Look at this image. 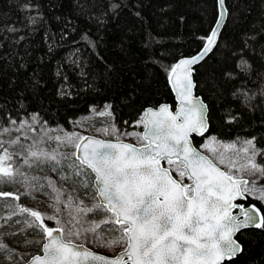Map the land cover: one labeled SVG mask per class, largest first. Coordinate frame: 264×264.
I'll list each match as a JSON object with an SVG mask.
<instances>
[{
	"label": "trees",
	"instance_id": "16d2710c",
	"mask_svg": "<svg viewBox=\"0 0 264 264\" xmlns=\"http://www.w3.org/2000/svg\"><path fill=\"white\" fill-rule=\"evenodd\" d=\"M225 4L218 43L193 72L205 137L250 138L264 165V0ZM218 15V0H0V126L36 117L70 131L108 107L119 134H141L147 108L175 107L171 68L202 49ZM237 239L243 252L224 264H264V226Z\"/></svg>",
	"mask_w": 264,
	"mask_h": 264
},
{
	"label": "snow or ice",
	"instance_id": "6c2138e0",
	"mask_svg": "<svg viewBox=\"0 0 264 264\" xmlns=\"http://www.w3.org/2000/svg\"><path fill=\"white\" fill-rule=\"evenodd\" d=\"M224 2L219 0L221 7ZM223 18L221 12L220 19ZM218 34L217 30L212 31L203 52L171 68L172 87L180 101L179 111L173 114L167 105L158 111L148 109L140 120L144 133H133L141 146L124 143L119 136L112 142L78 133L50 136L48 130H43L44 135L28 147L24 159L28 167L50 164L55 171L58 166L63 167V161L69 160L72 162L68 166L77 176L90 170L94 174V191L99 197V202L90 206H86L83 199L77 202L71 195L64 200V192L49 179L48 185L56 193L53 214L45 217L40 211L17 205L19 214L27 213L32 218L28 226L40 228L46 239L43 255L33 257L29 264H222L241 250L233 239L235 232L252 224L264 226V215L254 205L245 209L233 203L238 197L246 198L245 193L257 191V198L264 202V188H250L249 181L242 176L221 171L212 159L192 147L190 141V134L203 135L207 130L206 106L193 97L191 66L212 50ZM99 115L110 116L111 113ZM25 126L32 128L26 122L20 125ZM98 131L110 134L107 127ZM112 132H115L114 126ZM44 136L57 141L58 147L71 146L74 151L65 154L40 148L39 145L46 142ZM245 143L248 145L243 149L246 153L249 147H255L251 140ZM2 145L0 141V147ZM221 147L225 152L235 149V145ZM258 154L253 151L238 171L264 178V165L255 161ZM13 156L7 149L0 155V183L16 182L17 177H22L21 182L27 187H35L32 180L36 178L29 179L26 173L20 172L13 164ZM161 160H166L170 167H162ZM219 163L229 168L236 165L235 160L226 159L223 153ZM173 170L179 180L171 175ZM185 176L191 184L183 183ZM82 186L88 189L90 185L85 181ZM42 188L40 185L37 190ZM9 195L12 194L0 193V196ZM15 199L20 197L15 196ZM60 205L67 211L66 221L58 218ZM234 207L240 208L242 220L230 214ZM90 213H102L104 217L99 222L89 221L86 217ZM45 218L55 221L59 227L47 226ZM102 225H110L108 231L119 235L106 240ZM89 234L101 246H122L123 251L109 259L74 242V238L87 239ZM5 248L6 245L0 243V250Z\"/></svg>",
	"mask_w": 264,
	"mask_h": 264
},
{
	"label": "rangeland",
	"instance_id": "374dc122",
	"mask_svg": "<svg viewBox=\"0 0 264 264\" xmlns=\"http://www.w3.org/2000/svg\"><path fill=\"white\" fill-rule=\"evenodd\" d=\"M101 112H110V110L108 107H103L101 109L92 108L88 115L80 117L73 123L70 131L47 127L36 117H30L22 120L21 122L12 123L6 127L0 126V132H2V134H0V141H3V145L0 147V155L3 154L4 149H7L9 152L14 154V166L20 172L26 173L29 179L32 177L36 178L35 180H32V184L35 187L31 188L21 182L22 177H17L16 182L0 183V193L12 194L9 196H0V243L6 245L5 249L0 250V264H26L30 257L41 253V247L44 242V234L40 228L28 226V222H30L32 218L27 213L19 214L17 205L20 207H27L30 210L40 211L45 217L53 214L54 208L52 206L56 203V193L52 192L51 187H49V179L53 182L55 187L64 192V196L62 197L64 200H67L68 196L71 195L72 197L77 198V202L79 199H83L86 206L99 202L97 194L94 191V175L90 172V170H87L85 173L77 176L74 174V169L68 166L72 162L69 160L63 161V167L58 166L55 171L52 170V165L50 164H43L39 166L34 165L32 167H28L24 164L28 147L33 145L34 141H38L41 136L44 135L43 130H48V135L50 136L61 137L71 133H78L80 136L93 135L106 140L116 141V136H119L122 141L140 145L137 137L133 135V133L136 132L119 134L114 127L115 132L113 133L112 126L114 125L112 122V114L110 116H101L99 115ZM25 122L30 124L32 128H28L27 126L21 128L20 125ZM106 127L109 128L110 134L105 135L104 133L98 131L99 129ZM4 129H8V131H3ZM44 139L46 142L40 144L39 147L48 152L58 150L59 152L68 154L74 151V148L71 146L58 147V142L55 140H48L47 136H44ZM16 140H18L19 143H12ZM249 140L253 141L250 138L242 137L236 140H221L211 135L204 138L201 150L226 172H230L237 177L242 176L243 178L248 179V187L251 188L254 186L256 189H261L264 188V183L262 182L261 177H259V174L253 176L248 172L241 173L238 171L241 165L247 163V157L251 156L253 151L257 152L256 147H249V151L247 153L243 151L245 147H248L245 142ZM222 145H235V149L225 152V149L221 147ZM222 153L226 159L231 158L236 161L234 168H229L226 164L219 163V157ZM256 158L257 155L255 157V161L257 163ZM167 167L170 166L167 165ZM171 167L174 169V166ZM173 173L179 180L180 178L178 173L175 170H173ZM65 176L67 179L63 178ZM85 181L90 185L88 189H84L82 186ZM189 182V179L185 176L183 178V183L188 184ZM40 185H43V188L41 190H37ZM245 194L259 200L257 198L259 195L258 191L252 194ZM15 196H19L20 199L16 200ZM93 196H96L95 200L92 199ZM60 208L61 212L57 214L58 218H61L62 221H66L68 219L67 211L65 210L64 205H60ZM103 217L104 214L102 213H97L95 215L90 213L86 219L89 221L96 220L99 222L103 219ZM45 221L49 220L45 218ZM51 222L56 227H59L55 221ZM110 227V225H102L101 227V231L104 232V238L106 240L119 235L118 232L108 231ZM74 242L84 244L87 247L108 256H115L119 251L123 250L122 246H101L100 243L93 239L91 234L88 235L87 239L74 238Z\"/></svg>",
	"mask_w": 264,
	"mask_h": 264
},
{
	"label": "water",
	"instance_id": "95a60500",
	"mask_svg": "<svg viewBox=\"0 0 264 264\" xmlns=\"http://www.w3.org/2000/svg\"><path fill=\"white\" fill-rule=\"evenodd\" d=\"M218 8H219L218 19H217V21H216V23H215V25H214V27H213V29H212V31L217 30L218 33H219L218 36H217V38H216L215 44L213 45L212 50H211L210 52H207V53L203 56V59H201V60L199 61V63L194 64V65L191 66V69H192V71H191V79H192L193 84L195 85V87L192 89V93H193V97H194V98H196V99L202 101L203 104L206 106V108H205V116H206L207 130L203 133V135H199V134H197V133H192V134H190V141H191V145H192V147H194V148H195V149H196L201 155L206 156V157H208L209 159H211V158H210L206 153H204L200 148H198V147L195 145V143H194V138H195V137H196V138H202V137H205V136L208 134V132H209V127H210V123H209V119H208L209 108H208V105L203 101L202 97L199 96V95H197V93H196V83H195V81H194V73H193V72H194V68H195L197 65H199L201 62H203V61L209 56V54L214 50V48L216 47V45H217V43H218V40H219V37H220V34H221V31H222V29H223V27H224V25H225L226 20H227L228 11H227V8H226V4H225V2H224L223 7H221V5H220V3H219V0H218ZM221 12L224 13V18H223L222 20L220 19V14H221ZM212 31H211V33H212ZM211 33H210V34H211ZM209 36H210V35H209ZM207 39H208V38H207ZM206 46H207V40H206L204 46L202 47V49H201L197 54H195V55H193V56H191V57L181 58V59H179V60L175 63V65H176L179 61H181V60H183V59H190V58L196 57V56L199 55L201 52H203V50L205 49ZM175 65H174V66H175ZM174 66H173V67H174ZM169 85H170L171 91H172L173 96H174L175 107L173 108L172 105H171L170 103H163V104H161V105H159V106H157V107H154V108H153V107H149V108H147V109L144 111V113H145L148 109H152L153 111H158L160 107L165 106V105H167V106L169 107L170 111H172L173 114H176V112L179 111L180 101H179V99L177 98L176 91H175V90L173 89V87H172V83H171V73H170V75H169ZM143 115H144V114H143ZM144 131H145V127H144V124H143V130H142L141 135L144 133ZM84 137H93V138H96V139H103V138H100V137H97V136H93V135H84ZM103 140H106V139H103ZM106 141H112V140H106ZM112 142H115V141H112ZM122 142H124V143H129V142H126V141H122ZM130 144H133V143H130ZM133 145H134V146H137V147L141 146V145H137V144H133ZM165 162H167V161H166V160H161V162H160V163H161V166H162V167H165V168H168L167 166H165ZM177 162H178V161H177ZM213 162H214V161H213ZM214 163H215V162H214ZM217 167H219L221 171H225V170H224L223 168H221L219 165H217ZM93 175H94V174H93ZM171 175L173 176L174 179H177L173 172H171ZM243 179H245V178H243ZM177 180H178V179H177ZM245 180H248V179H245ZM189 181H190V180H189ZM248 181H249V180H248ZM188 184H191V181H190ZM245 196H246V198H239V197H238L237 199H235V200L233 201V203H234L235 205H242L245 209H247L249 206L254 205L256 208H258V209L260 210V214L263 215L262 210H261L260 207L257 206L255 203H250V204H248V205L245 204V202H248V196H247L246 194H245ZM97 198H98V200H99V197H98V196H97ZM230 214L233 215V216H237V217H238L239 219H241V220L243 219V216H242V214L240 213V208H239V207H234V208H232ZM258 222H259V219H257V223H258ZM53 228H57V227L54 226ZM260 228H261V227H256L254 224H252V225H249L248 227H241L239 231L235 232V233L233 234V239L236 240V242H237V244L240 246V249H241V250H240V251H239L234 257H232L230 260H229V259H225V260L222 262V264H224V263L227 262V261H231V260L236 259L237 256H239V255L243 252V245H242V244L239 242V240L237 239V237H238V235H239L240 233H242V232H244V231H247V230L260 229ZM45 242H46V239H45V237H44V242H43V244H44ZM43 244H42V247H41V253H40V254H37V255H41V256L43 255ZM77 244H80V243H77ZM83 245H84V244H83ZM85 247H87V246L85 245ZM87 248H88L89 250H91L92 252H94V253H96V254H98V255H103V256H105L106 258H109V259L115 258L116 255H118L121 251H123V250L119 251L115 256H108V255H105V254L99 253V252H97V251H95V250H93V249H91V248H89V247H87ZM37 255H34V256L30 257V259L26 262V264H29V262L32 260V258L35 257V256H37Z\"/></svg>",
	"mask_w": 264,
	"mask_h": 264
},
{
	"label": "flooded vegetation",
	"instance_id": "af4514ba",
	"mask_svg": "<svg viewBox=\"0 0 264 264\" xmlns=\"http://www.w3.org/2000/svg\"><path fill=\"white\" fill-rule=\"evenodd\" d=\"M248 200H249V198H248ZM245 204H246V205H248V204H250V203H248V202H245Z\"/></svg>",
	"mask_w": 264,
	"mask_h": 264
}]
</instances>
